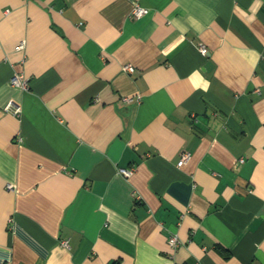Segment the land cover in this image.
<instances>
[{"label":"crops","instance_id":"obj_1","mask_svg":"<svg viewBox=\"0 0 264 264\" xmlns=\"http://www.w3.org/2000/svg\"><path fill=\"white\" fill-rule=\"evenodd\" d=\"M0 264H264V0H0Z\"/></svg>","mask_w":264,"mask_h":264},{"label":"built area","instance_id":"obj_2","mask_svg":"<svg viewBox=\"0 0 264 264\" xmlns=\"http://www.w3.org/2000/svg\"><path fill=\"white\" fill-rule=\"evenodd\" d=\"M147 12V8H145L144 6H141L139 4H135V6L132 8L131 10V16L133 18H139L140 16H142L143 14H145ZM24 46L23 42H21V44H19L18 48H22ZM199 51L202 54H205L207 52V48L204 44H200L198 46ZM122 68L126 71L132 72L134 70V67L131 64H123ZM28 77L26 75H24L22 72H15L13 73L10 77H9V84L12 87L15 88H19L22 90H26L28 88ZM5 110L9 111L12 114L18 115L21 111V107L19 104L13 102V101H9L7 102V104L5 105ZM189 157V152L187 151H183L181 153L180 159L178 161V165H181L182 163H184ZM243 161V158H239L238 159V163H241ZM119 173H121L124 176H129L132 172H133V168H119ZM8 187H11L10 184H8ZM168 245L172 250H175V248L177 247V245L179 244V240L176 234H170L168 239H167ZM60 244L67 248L69 246V242L67 239L61 240Z\"/></svg>","mask_w":264,"mask_h":264}]
</instances>
